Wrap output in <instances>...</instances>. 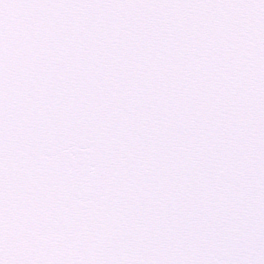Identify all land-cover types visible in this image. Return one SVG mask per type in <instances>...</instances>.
I'll return each mask as SVG.
<instances>
[{
    "label": "snow or ice",
    "instance_id": "6c2138e0",
    "mask_svg": "<svg viewBox=\"0 0 264 264\" xmlns=\"http://www.w3.org/2000/svg\"><path fill=\"white\" fill-rule=\"evenodd\" d=\"M0 264H264V0H0Z\"/></svg>",
    "mask_w": 264,
    "mask_h": 264
}]
</instances>
